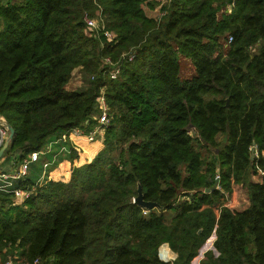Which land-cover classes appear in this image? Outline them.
Listing matches in <instances>:
<instances>
[{
	"label": "trees",
	"instance_id": "1",
	"mask_svg": "<svg viewBox=\"0 0 264 264\" xmlns=\"http://www.w3.org/2000/svg\"><path fill=\"white\" fill-rule=\"evenodd\" d=\"M157 5L0 0V116L15 130L3 158L20 163L74 128L93 131L102 90L110 116L92 160L79 165L66 143L52 166L64 163L68 180L28 176L18 186L36 193L20 202L0 190V264H192L213 234L219 255L200 264H264V0H170L150 17ZM86 17L115 39L91 33ZM76 72L86 86L69 90ZM139 184L163 210L134 203ZM236 185L243 211L226 206ZM165 244L172 263L159 258Z\"/></svg>",
	"mask_w": 264,
	"mask_h": 264
},
{
	"label": "built area",
	"instance_id": "2",
	"mask_svg": "<svg viewBox=\"0 0 264 264\" xmlns=\"http://www.w3.org/2000/svg\"><path fill=\"white\" fill-rule=\"evenodd\" d=\"M222 13H229L228 8L223 9L220 14ZM85 23L87 25L88 30L92 33L93 31L99 32L104 34L105 38L109 41H113L115 39V34L111 31H108L105 28L103 20L100 18H85ZM232 42V37L229 39V43ZM132 60V58L130 59ZM106 63L110 66L116 67L109 59L106 60ZM120 74V67L113 68L110 72V77L113 80H116ZM98 109H99V116H98V125L97 127L88 134L83 133V131L79 128H74L71 131L63 134L62 138L58 140L60 143H67L71 141L73 138H81L86 139L88 142H95L97 139H102L105 135L106 128L110 124V116H109V105L107 98L105 96L104 90L101 91L98 97ZM6 120L0 116V150L5 145L6 141L9 138V129L7 127ZM51 145H49L47 151H38L31 153L27 158H25L22 162L15 164V168L12 172H5L0 168V190L3 192H12L15 195V198L18 202L25 201L32 195L36 193V186L35 185L32 189H24L18 186V183L24 181L30 174L33 165L39 163L41 158L48 153H51ZM63 151H67L66 147L63 148ZM56 161V156L52 161H45L43 163V174L41 180L45 177L47 169L53 165ZM217 187L216 189L221 190L220 187V175L217 174L216 177ZM39 180V181H41ZM38 181V184H39ZM148 211H145L144 214L147 215ZM216 237L215 234L212 235L211 241L214 243ZM159 258L161 261L165 263H172L174 261V256L172 251L167 245H164L159 250ZM5 264H12L11 261Z\"/></svg>",
	"mask_w": 264,
	"mask_h": 264
},
{
	"label": "crops",
	"instance_id": "3",
	"mask_svg": "<svg viewBox=\"0 0 264 264\" xmlns=\"http://www.w3.org/2000/svg\"><path fill=\"white\" fill-rule=\"evenodd\" d=\"M78 82V81H77ZM78 84L74 83V82H70L69 84V90H75L77 89ZM71 144L72 146L75 148V150H78L81 152L80 154V160H79V165H82L84 163H86L88 160H92L104 147L102 140H96L95 142H88L86 139H81V138H73L71 139ZM49 145H51V153L46 154L45 156H43L41 158V161L35 165H33L32 170L29 174V176H34V179H37V181L41 180L42 178V174H43V168L42 166V162L46 161L47 158H53L54 156H56V159L58 157H60L61 155H63L65 153V151H63V148L65 147L66 143H60L57 141H53L51 142ZM52 153H54V156H52ZM15 164L14 163V158H3L2 161H0V168L6 172H12L13 169L15 168ZM64 163L60 164V167L64 168ZM51 167V166H50ZM59 167V168H60ZM59 168H54V173L51 176L56 177H64L65 179H69L70 178V172L68 170L62 171L59 170ZM257 178V180H255ZM254 181L258 182L261 180V176H256L253 179ZM238 187V186H237ZM235 188V186H234ZM226 206H228L230 209L234 210V211H243L244 209H246L249 206V200H247V204L243 209H237L236 207H233L232 205H228L226 203ZM235 208V209H233ZM170 214V213H169ZM174 216V214L172 215V217ZM171 217V218H172ZM170 218V220H171ZM208 247L207 244H204V246L200 249V253L199 256L197 258H195L192 261V264H200L201 260L204 258V255L206 252L212 250L215 254V256H218V252L214 249L213 247V243L209 241L208 243ZM167 245V244H165ZM168 246V245H167Z\"/></svg>",
	"mask_w": 264,
	"mask_h": 264
},
{
	"label": "rangeland",
	"instance_id": "4",
	"mask_svg": "<svg viewBox=\"0 0 264 264\" xmlns=\"http://www.w3.org/2000/svg\"><path fill=\"white\" fill-rule=\"evenodd\" d=\"M150 2H154L156 4L158 3V5L156 7H154V9L146 8V11H147L148 15L150 17H153V18H160V16H161V11H160L161 7L164 4H167L168 2H170V0H150ZM180 63H181V76H182V78L183 79H191V78H193L195 76V74H196V71H195V68L192 65L191 61L189 59H186V58L182 57L180 59ZM72 82L78 84L77 89L78 88L80 89V88H83V87L86 86V82L81 78L79 72L75 73V76L73 77ZM14 163H18V162L14 161ZM57 163H59V160L57 161ZM61 164H62V162H61ZM53 167H55V165L52 166V167H49L47 169L46 175H45L46 177L48 176V174L51 175V174L54 173ZM253 179H254V177H253ZM34 180H37V179H34ZM255 180H257V178ZM42 181H43V179L39 183H41ZM247 200H248L247 190L244 187L240 186V185H236L234 190H233L232 195L225 202L228 205H232L233 207H236L237 209H243L246 206V204H247ZM233 209H235V208H233ZM172 215H173V213L168 214L167 215V219L169 220L172 217ZM209 241H211V238L206 242L207 247L209 245L208 244ZM9 261H11L12 264H14V259L13 258L10 257ZM17 261H18L17 264H23L22 260H17Z\"/></svg>",
	"mask_w": 264,
	"mask_h": 264
},
{
	"label": "water",
	"instance_id": "5",
	"mask_svg": "<svg viewBox=\"0 0 264 264\" xmlns=\"http://www.w3.org/2000/svg\"><path fill=\"white\" fill-rule=\"evenodd\" d=\"M7 127H8L9 132H10L9 133V138L6 141V143L3 146V148L0 150V161L3 159L5 153L7 152L8 148H9V146L11 144L12 139L14 138V135H15V130L13 129V127L11 125H9V124H7ZM216 187H217V183L213 187V190H215ZM134 203L139 205L143 209H146V210H149V211H151L153 209L163 210V208L161 206H159L157 203L145 201L144 194H143V191H142V187H141L140 184L138 185V196H137V198L134 199Z\"/></svg>",
	"mask_w": 264,
	"mask_h": 264
}]
</instances>
